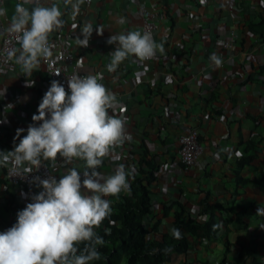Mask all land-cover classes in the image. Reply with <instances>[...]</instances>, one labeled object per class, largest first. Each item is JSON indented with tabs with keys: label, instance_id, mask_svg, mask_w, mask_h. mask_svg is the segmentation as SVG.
I'll use <instances>...</instances> for the list:
<instances>
[{
	"label": "crops",
	"instance_id": "obj_1",
	"mask_svg": "<svg viewBox=\"0 0 264 264\" xmlns=\"http://www.w3.org/2000/svg\"><path fill=\"white\" fill-rule=\"evenodd\" d=\"M20 2L3 0L0 5L6 10L0 16V42ZM40 3L60 7L64 24L50 35L68 46L78 71L102 77L99 82L118 102L115 113L109 109V114L125 122L130 139L111 150L97 171L107 176L124 164L130 172L143 152L154 165L151 213L145 225L159 222V232L172 233L180 208L186 217L202 222L207 219L199 214L203 200L221 206L215 215L216 237H191L188 251L169 264H264V216L256 215L257 208L264 207V0H236L231 8L226 0H90L75 16L63 0ZM141 6L155 14L151 31L143 30ZM85 24H91L93 32L88 47H78L75 39ZM97 27L103 28L102 35H97ZM129 31L151 33L163 52L145 61L130 56L110 72L107 65L115 45L106 41ZM232 36L233 44L224 47ZM213 54L222 60L221 66L210 59ZM12 63L13 70L0 67V90L6 89L0 96L4 151L13 150L29 124L41 123L31 117L38 114L41 102L43 65L28 76L15 57ZM25 80L35 83L26 87ZM17 128L25 131L14 140ZM190 130L198 133L202 152L195 166L185 170L177 151L180 136ZM42 161L59 178L70 168L84 178L83 160L65 163L57 156L54 162ZM0 178V228L5 231L42 188L25 191ZM118 197L104 198L112 205Z\"/></svg>",
	"mask_w": 264,
	"mask_h": 264
},
{
	"label": "clouds",
	"instance_id": "obj_2",
	"mask_svg": "<svg viewBox=\"0 0 264 264\" xmlns=\"http://www.w3.org/2000/svg\"><path fill=\"white\" fill-rule=\"evenodd\" d=\"M83 3L84 0H63L65 6H71L73 16L79 13ZM5 14L6 10L0 8V16ZM61 16L58 5L45 7L40 0H22L15 5L8 31L16 34L20 48L11 50L8 55L10 59L15 57L25 75L30 76L42 58L51 56L48 37L63 26ZM92 32V25L85 24L75 39L76 45L88 47ZM96 33L102 35L103 28L97 27ZM106 43L115 45L107 65L110 72L130 56L145 61L154 58L157 51L163 52V45L149 32L113 34ZM210 59L217 67L221 66L222 60L215 54ZM99 79L102 77L73 75L67 79L68 91L57 80H52L38 105V114L31 117L32 121L41 123L29 124L27 134L13 150L0 151V167L10 166L9 171L15 176L38 170L42 160L54 162L57 156L65 163L73 159L85 162L83 180L81 171L76 168L68 169L59 179L53 175L46 179L34 177L42 191L17 212L16 222L11 227L0 232V264H89L100 259L96 246L105 241L94 228L112 211L111 202L104 197L130 193L128 177L131 173L124 164H119L107 176L97 171L111 150L130 139L125 133L124 120L109 114V109L115 113L118 102ZM34 83L25 80L26 87ZM5 91L0 90V96ZM24 131L17 128L13 139ZM256 215L264 216V207H258ZM172 235L175 239L182 238L175 228ZM82 242H86L84 248L77 254V245Z\"/></svg>",
	"mask_w": 264,
	"mask_h": 264
},
{
	"label": "trees",
	"instance_id": "obj_3",
	"mask_svg": "<svg viewBox=\"0 0 264 264\" xmlns=\"http://www.w3.org/2000/svg\"><path fill=\"white\" fill-rule=\"evenodd\" d=\"M142 155L130 170V193L120 195L110 205L112 211L109 217L94 228L105 243L96 246L100 259L90 261L89 264H169L178 255L188 251L191 237H216L219 223L215 215L221 211V206L206 200L201 202L202 208L199 211L200 215L207 216L205 221L186 217L182 208L175 213L173 228L180 231V239H175L172 233L159 232V222L150 227L145 225L144 219L151 213L150 185L155 180V173L153 163L144 158L146 152ZM166 212L167 208H164V215ZM85 243L77 245V254L83 250ZM255 264L262 263L256 261Z\"/></svg>",
	"mask_w": 264,
	"mask_h": 264
},
{
	"label": "built area",
	"instance_id": "obj_4",
	"mask_svg": "<svg viewBox=\"0 0 264 264\" xmlns=\"http://www.w3.org/2000/svg\"><path fill=\"white\" fill-rule=\"evenodd\" d=\"M89 1L90 0H84V2L86 3H88ZM235 1L236 0H226V3L228 4V7L231 8L233 7ZM2 2L3 0H0V5L2 4ZM140 10L143 14V30H153L156 27L155 14L145 9L143 6L140 7ZM0 24H2L1 19ZM9 25L3 28L1 36L0 67H4L7 70H13V57L10 59L8 54L11 50L16 49L17 39L16 34L8 31ZM234 38L235 37L232 36L231 38L226 39L223 44L224 47H230L233 44ZM48 41L52 54L47 59L42 58L40 61V63L43 65L44 74V87L41 93V100L44 93L50 87L52 80H57L65 87V90L68 91L67 79H70L73 75H79L81 77L88 75L84 72L78 71L77 68L72 64V54L69 51L68 46L64 44L58 36L49 35ZM55 73H59V75H56ZM0 151L4 150L0 148ZM201 152L202 145L198 139V133L195 130H190L189 132L180 136L177 155L180 163L182 164L185 170H189L195 166ZM9 167H0L1 177L8 184L20 187L25 191H30L34 188H42L38 185V181H34V177L46 179L48 175H53L57 179H59L58 175L51 169L50 165L45 161H42V166L38 170H34L31 173H25L24 176L13 175L9 171ZM0 198L3 199L4 195L1 194ZM24 207L25 206H22L21 210ZM0 232H3L1 228Z\"/></svg>",
	"mask_w": 264,
	"mask_h": 264
}]
</instances>
